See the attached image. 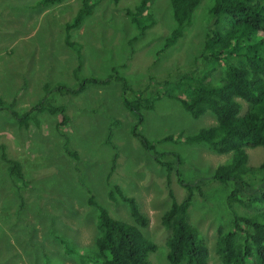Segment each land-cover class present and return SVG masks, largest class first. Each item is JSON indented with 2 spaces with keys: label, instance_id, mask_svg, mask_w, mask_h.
I'll return each mask as SVG.
<instances>
[{
  "label": "rangeland",
  "instance_id": "374dc122",
  "mask_svg": "<svg viewBox=\"0 0 264 264\" xmlns=\"http://www.w3.org/2000/svg\"><path fill=\"white\" fill-rule=\"evenodd\" d=\"M40 1L0 0V264H79L75 256L64 254L59 240L73 250L92 247L98 220L90 197L114 219L134 225L128 205L109 200L113 186L133 198L149 220L141 229L157 246L149 262L169 264L170 232L161 217L173 201L185 197L179 182L196 186L188 220L208 247L209 264H222L215 253L218 230L228 232L234 214L255 212L239 206L231 209L227 198L233 184L212 179L216 168L230 163L232 155L214 154L206 144L188 140L214 126L215 117L206 113L195 118L179 102L162 95L153 100V106L141 112L139 131L153 142L173 137L154 143L157 152L175 154L164 156L162 166L133 137L136 119L122 102L124 97L134 100L139 93L149 96L160 91L150 77L173 80L194 69L212 1L203 0L182 37L158 54L176 27L169 0L152 2L155 24L149 29L133 26L125 14L138 11L140 0H95L92 13L71 31V40L81 45V65L64 36V26L76 16L80 0L46 7L37 6ZM112 69L116 74L109 82L91 85L83 93L61 95L55 90L59 83L70 87L84 78L106 80ZM221 76L218 70L210 81L218 84ZM117 77L131 89L124 93ZM39 102L65 107L69 122L57 129L59 115L37 111L34 120L20 125L17 118ZM114 119L119 120L116 125ZM108 139L117 151L106 144ZM2 149L16 169L10 171ZM247 153L249 165L257 167L264 148ZM114 154L118 158L108 180Z\"/></svg>",
  "mask_w": 264,
  "mask_h": 264
},
{
  "label": "trees",
  "instance_id": "16d2710c",
  "mask_svg": "<svg viewBox=\"0 0 264 264\" xmlns=\"http://www.w3.org/2000/svg\"><path fill=\"white\" fill-rule=\"evenodd\" d=\"M56 1L61 0H41L37 6L46 7ZM153 1L140 0L138 11L126 10L125 14L133 26L141 25L149 29L155 24L150 13ZM202 1L169 0L176 27L170 32L158 54L182 37ZM211 1L213 4L208 8L210 16L206 24L207 31L199 49L200 56L195 59L194 69H188L173 80L154 81L150 77L149 82L156 89L162 88L160 91L156 90L149 96L148 93H139L133 97L134 100L124 97L122 102L126 111L136 119L133 137L162 166L164 156L175 154L157 152L154 143L172 141L173 137L167 136L153 142L139 131L143 122L141 112L150 109L153 100L164 96L178 101L195 118L206 113L215 117L214 126L200 130L188 140L206 144L215 154L232 155L231 162L219 166L212 179L233 184L234 188L227 198V205L231 209L239 206L245 211L255 212L252 216L234 214L231 229L228 232L218 230L215 253L222 264H264V155L257 167H251L246 152L257 147L264 148V0ZM80 4L76 16L64 26L66 46L76 54L79 65L81 45L71 40V31L77 30L97 5L95 0H80ZM198 63L203 66H197ZM79 68L77 67V72ZM218 70H222V76L220 82L214 84L210 78ZM111 78L112 75L109 76ZM117 78L123 82L124 93L131 89L123 78ZM105 83L107 81L84 78L70 87L59 83L55 90L61 95L79 94L91 85ZM48 88L47 85L43 86L44 91H48ZM241 101L247 104L245 111ZM2 106L3 100L0 98V109ZM37 111L52 116L59 115L57 129L69 122L65 107L41 105L39 102L37 107L17 118L19 124L27 125L30 120H34L33 113ZM118 122L119 120L114 119L113 125ZM35 123L38 126L37 119ZM106 144L117 151V145L112 140L108 139ZM2 152L4 161L9 162L10 171L16 169L3 149ZM117 158V154H114L108 180L114 172ZM172 170L169 163V173ZM179 185L186 191L185 197L181 202L173 201L161 217V224L170 232L167 260L169 264H208V247L188 220V209L193 202L196 186L181 182ZM170 197L173 198L171 195ZM108 198L115 202L120 199L128 205L133 220L131 223L134 225L114 219L90 197L89 205L96 209L98 220L93 245L89 249L73 250L64 240H59L64 254L67 257L75 256L79 264H151L148 258L156 252L157 246L141 231L148 226L147 216L140 212L136 201L125 196L117 186L111 187Z\"/></svg>",
  "mask_w": 264,
  "mask_h": 264
},
{
  "label": "clouds",
  "instance_id": "9594fccd",
  "mask_svg": "<svg viewBox=\"0 0 264 264\" xmlns=\"http://www.w3.org/2000/svg\"><path fill=\"white\" fill-rule=\"evenodd\" d=\"M186 28H187V27H186ZM186 28H185V30H186ZM185 30H184V31H185ZM178 40H179V39H178ZM163 47H164V46H163ZM166 48H168V47H166ZM118 67L123 68V67H125V66H124L123 64H120V65H118ZM112 72H113V74H112V78H113V75L116 74V73H115L116 70H115V71L112 70ZM112 78H111V79H112ZM111 79H109V76H108V78H107L106 80H103V81H107V82H109ZM177 102H178V101H177ZM249 150H250V149H249ZM211 152H212V151H211ZM246 152H247V151H246ZM212 153H213V152H212ZM214 154H215V153H214ZM247 154H248V153H247ZM217 155H218V154H217ZM217 168H218V167H217ZM217 168H216V169H217ZM208 264H209V263H208Z\"/></svg>",
  "mask_w": 264,
  "mask_h": 264
},
{
  "label": "crops",
  "instance_id": "0c3cea01",
  "mask_svg": "<svg viewBox=\"0 0 264 264\" xmlns=\"http://www.w3.org/2000/svg\"><path fill=\"white\" fill-rule=\"evenodd\" d=\"M247 105V104H246ZM247 108H245V106H244V111L246 110ZM189 210V209H188ZM149 213H152V212H149ZM149 223V222H148ZM148 227V226H147Z\"/></svg>",
  "mask_w": 264,
  "mask_h": 264
}]
</instances>
